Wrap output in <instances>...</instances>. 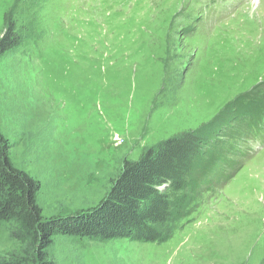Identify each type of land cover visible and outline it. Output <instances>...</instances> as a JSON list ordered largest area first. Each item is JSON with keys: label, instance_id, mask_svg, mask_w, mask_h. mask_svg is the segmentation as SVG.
<instances>
[{"label": "rangeland", "instance_id": "rangeland-1", "mask_svg": "<svg viewBox=\"0 0 264 264\" xmlns=\"http://www.w3.org/2000/svg\"><path fill=\"white\" fill-rule=\"evenodd\" d=\"M11 30L0 129L45 217L97 205L125 160L175 134L200 131L226 162L219 177L198 164L168 239L57 234L58 264H264V0H0ZM18 248L0 222V254Z\"/></svg>", "mask_w": 264, "mask_h": 264}, {"label": "trees", "instance_id": "trees-1", "mask_svg": "<svg viewBox=\"0 0 264 264\" xmlns=\"http://www.w3.org/2000/svg\"><path fill=\"white\" fill-rule=\"evenodd\" d=\"M20 42L13 30L5 34L0 58ZM206 142L200 131L193 130L164 139L145 148L138 159L125 160L97 205L45 217L39 202L41 181L14 164L10 140L0 129V222L19 244L15 251L0 254V264H58L50 252L57 234L140 242L168 239L172 222L206 181L196 177L198 164L216 167L217 177L224 171L225 161L213 162L221 150L210 151L213 147H206Z\"/></svg>", "mask_w": 264, "mask_h": 264}, {"label": "snow or ice", "instance_id": "snow-or-ice-1", "mask_svg": "<svg viewBox=\"0 0 264 264\" xmlns=\"http://www.w3.org/2000/svg\"><path fill=\"white\" fill-rule=\"evenodd\" d=\"M2 189H3V183L0 182V190H2Z\"/></svg>", "mask_w": 264, "mask_h": 264}, {"label": "bare ground", "instance_id": "bare-ground-1", "mask_svg": "<svg viewBox=\"0 0 264 264\" xmlns=\"http://www.w3.org/2000/svg\"><path fill=\"white\" fill-rule=\"evenodd\" d=\"M248 56V55H247Z\"/></svg>", "mask_w": 264, "mask_h": 264}]
</instances>
